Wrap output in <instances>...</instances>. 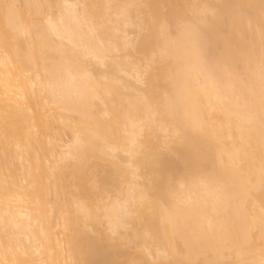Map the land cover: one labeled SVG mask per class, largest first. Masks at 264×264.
I'll use <instances>...</instances> for the list:
<instances>
[{
	"label": "bare ground",
	"instance_id": "bare-ground-1",
	"mask_svg": "<svg viewBox=\"0 0 264 264\" xmlns=\"http://www.w3.org/2000/svg\"><path fill=\"white\" fill-rule=\"evenodd\" d=\"M261 5L0 0V264H264V124L258 95L235 103L264 57ZM178 22L199 47L146 73ZM59 50L86 52L92 80L58 86ZM172 93L175 119L157 110Z\"/></svg>",
	"mask_w": 264,
	"mask_h": 264
},
{
	"label": "snow or ice",
	"instance_id": "snow-or-ice-1",
	"mask_svg": "<svg viewBox=\"0 0 264 264\" xmlns=\"http://www.w3.org/2000/svg\"><path fill=\"white\" fill-rule=\"evenodd\" d=\"M9 9H14L15 5H6ZM36 8H43L44 5L36 4ZM261 42L264 44V0H262L261 5ZM46 24L49 31L53 34L56 32V25L53 23L52 19L49 17L47 21L41 22ZM157 30L162 35L165 40L164 46L160 49L159 53L148 62L145 68V72L151 68V65L154 63H160L164 61L172 53L174 46H177L179 42H183L191 47H199L201 43V32L198 26L192 24L178 22L176 30L180 33L179 38H173L170 35V26L168 24H159ZM35 39L43 42V29L40 24L37 25ZM179 50V48H177ZM58 58L54 60L53 71L55 72V82L58 86L63 88V85L66 82H75L77 79L75 73L83 71L85 78L88 81L92 80L91 74L87 69L81 68L82 57L87 58V53L83 50H59ZM174 78L178 73H174ZM72 95L81 96L82 93L77 89L76 91L70 93ZM257 95L259 97V104L261 108V122L264 124V57H262L259 64L258 72L252 78V80L246 84L245 88L241 90L240 94L236 96L235 103L236 107L240 109L241 107L247 108L249 105L253 104L256 101ZM158 111H162V114L165 116L172 117L175 119L180 116L182 110L181 98L178 93H172L166 99V102L160 106ZM151 111V109H150ZM240 115V113H237ZM246 117L241 116V119ZM155 121L150 117L147 122H145L146 127H153ZM179 134V133H177ZM82 141L79 137H76L74 140V145L77 155L80 152ZM132 149L135 150L137 142L135 139L131 141ZM226 197V186L224 183L217 182L214 188V200L212 203L213 208L220 206L223 200ZM145 197L141 195V201Z\"/></svg>",
	"mask_w": 264,
	"mask_h": 264
},
{
	"label": "rangeland",
	"instance_id": "rangeland-1",
	"mask_svg": "<svg viewBox=\"0 0 264 264\" xmlns=\"http://www.w3.org/2000/svg\"><path fill=\"white\" fill-rule=\"evenodd\" d=\"M250 13H251V11H250ZM171 29H172V27H171ZM175 29V28H174Z\"/></svg>",
	"mask_w": 264,
	"mask_h": 264
}]
</instances>
